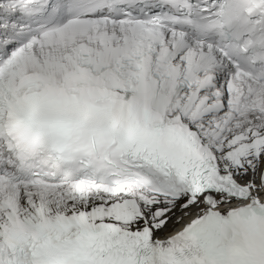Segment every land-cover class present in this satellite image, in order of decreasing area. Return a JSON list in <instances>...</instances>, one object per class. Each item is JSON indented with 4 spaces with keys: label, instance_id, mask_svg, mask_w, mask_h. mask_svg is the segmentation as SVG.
<instances>
[{
    "label": "snow or ice",
    "instance_id": "obj_1",
    "mask_svg": "<svg viewBox=\"0 0 264 264\" xmlns=\"http://www.w3.org/2000/svg\"><path fill=\"white\" fill-rule=\"evenodd\" d=\"M0 264H264V0H0Z\"/></svg>",
    "mask_w": 264,
    "mask_h": 264
}]
</instances>
